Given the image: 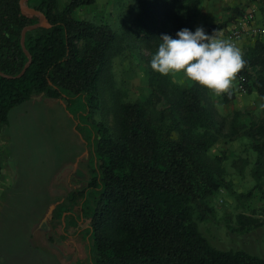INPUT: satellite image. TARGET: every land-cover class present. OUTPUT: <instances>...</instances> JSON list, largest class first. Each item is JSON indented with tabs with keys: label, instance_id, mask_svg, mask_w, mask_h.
Segmentation results:
<instances>
[{
	"label": "trees",
	"instance_id": "trees-1",
	"mask_svg": "<svg viewBox=\"0 0 264 264\" xmlns=\"http://www.w3.org/2000/svg\"><path fill=\"white\" fill-rule=\"evenodd\" d=\"M202 1L144 3L138 20L151 51L144 63L150 94L145 100H117L113 127L93 120L91 177L52 209L53 226L65 224L62 238L69 226L80 234L87 231L91 264H264L263 258L244 250L216 248L198 225L226 184L223 157L211 155L220 138L252 139L254 175L260 186L264 119L247 125L240 123L236 112L225 133L198 83L175 82L150 66L163 35L175 39L182 28L195 32ZM94 2L70 0L61 5L60 0H28L52 26L26 32L25 47L32 60L17 77L29 61L22 31L38 17L23 14L20 0H0V71L12 76L0 74L1 126L9 124L12 108L40 94L69 102L80 98L87 109L80 113L86 118L88 110L100 108L101 78L117 54L119 35L108 24L76 16L79 8ZM260 4L264 8V0ZM243 59L248 92L254 89L264 98V37L256 38ZM237 222L240 231L261 225L257 217L244 213L237 215Z\"/></svg>",
	"mask_w": 264,
	"mask_h": 264
},
{
	"label": "rangeland",
	"instance_id": "rangeland-1",
	"mask_svg": "<svg viewBox=\"0 0 264 264\" xmlns=\"http://www.w3.org/2000/svg\"><path fill=\"white\" fill-rule=\"evenodd\" d=\"M69 1L60 0V4ZM147 1L95 0L92 5L76 11L77 17L98 25L108 24L119 35L117 54L112 56L101 78V106L96 111L88 110L89 118L80 113L87 111L80 98L69 102L40 94L12 108L9 124L0 125V169L8 175L7 184H10L6 191L0 192V198L9 204L0 206V223L8 226L3 229L0 225V231L6 232L0 233V237L6 238L0 245V252L23 254L30 264H65L58 259V251L50 239H89L83 229L84 222L80 223L82 234L69 226L67 236L62 238L65 224L55 228L49 220L50 210L72 188L81 187L91 177L93 120L113 127L117 100H145L150 94L144 63L151 51L146 38L141 37L138 20ZM227 1L223 7L225 20L211 25L212 31L239 9L237 3L228 5ZM211 3L215 0L202 1L195 30L204 26L202 13ZM169 75L178 83L193 82L183 72ZM200 87L205 90L225 133L236 112L240 123L247 125H258L264 119V98L256 90L243 93L241 97L236 88L230 89L229 96ZM253 92L257 93L254 101L249 96ZM225 98L229 100L224 102ZM251 141L244 136L232 140L222 137L211 149V155L223 157L226 184L210 201L213 210L207 211L198 225L216 248L244 250L264 259V176L259 186L254 175L256 152ZM62 178H66L68 184L62 185ZM240 213L254 215L261 225L247 231L238 230L237 215ZM9 262L0 260V264Z\"/></svg>",
	"mask_w": 264,
	"mask_h": 264
},
{
	"label": "clouds",
	"instance_id": "clouds-1",
	"mask_svg": "<svg viewBox=\"0 0 264 264\" xmlns=\"http://www.w3.org/2000/svg\"><path fill=\"white\" fill-rule=\"evenodd\" d=\"M177 38L163 35L150 61L151 68L162 74L183 72L187 78L217 95L231 96L237 74L246 66L241 50L217 31L206 34L202 26L195 32L182 28Z\"/></svg>",
	"mask_w": 264,
	"mask_h": 264
},
{
	"label": "crops",
	"instance_id": "crops-1",
	"mask_svg": "<svg viewBox=\"0 0 264 264\" xmlns=\"http://www.w3.org/2000/svg\"><path fill=\"white\" fill-rule=\"evenodd\" d=\"M226 0H215V3H211L209 6H205V11L203 14L204 19V30L206 34L211 35L214 31H217L219 34V37L222 39H225V35L227 32V29L233 25L234 20L236 17L245 9H252L255 8L257 11V23L262 24V16L264 14V8H262V5L260 4V0H229L227 1L228 5L232 4H238L239 13L237 12L236 16L232 15L234 18L229 19V23L226 27H216L215 30H211L210 26L213 24H217L220 22H223L225 20L224 15V6ZM234 2V3H233ZM212 5L216 6L215 8L212 7ZM208 8V9H207ZM214 11H212V10ZM230 12V11H229ZM227 11V13H229ZM230 18V17H229ZM264 37V35L260 36ZM257 37H247L244 38L240 42V47L244 51V53L248 50V48L252 47L254 45V41ZM234 88H236V80L233 82ZM239 95H243V93L238 92ZM246 94V93H245ZM250 98L254 101L257 98V93L253 92L250 93ZM244 97V96H243ZM10 116V115H9ZM2 168L0 169V192L3 193L6 191L10 184H7V174H5L3 171L1 172ZM70 182V179H68ZM59 183V182H58ZM57 183V184H58ZM68 184L66 178H62L61 184L64 185ZM9 204L6 203V201L2 198H0V206H8ZM6 210V209H5ZM1 227L3 229H7L8 226L5 225V223H0ZM0 233L5 234L6 232L0 231ZM6 241L5 237H0V245H2ZM52 241L51 243L54 245L55 249L58 251V259L65 263V264H91L90 263V249H89V242L88 240L84 239L83 237H70L67 238L66 241H63L62 239L52 238L50 239ZM28 257L23 256V254L19 253H13V252H0V260L3 259L9 260L10 262L8 264H30V260L27 259ZM15 261V263L13 262Z\"/></svg>",
	"mask_w": 264,
	"mask_h": 264
},
{
	"label": "built area",
	"instance_id": "built-area-1",
	"mask_svg": "<svg viewBox=\"0 0 264 264\" xmlns=\"http://www.w3.org/2000/svg\"><path fill=\"white\" fill-rule=\"evenodd\" d=\"M262 24L257 23V11L255 8L243 10L234 20L233 25L227 29L225 39L230 40L241 50L242 58L244 51L240 47V42L247 37H258L264 35V14ZM248 76L242 69L237 74L236 90L240 93L248 92Z\"/></svg>",
	"mask_w": 264,
	"mask_h": 264
},
{
	"label": "water",
	"instance_id": "water-1",
	"mask_svg": "<svg viewBox=\"0 0 264 264\" xmlns=\"http://www.w3.org/2000/svg\"><path fill=\"white\" fill-rule=\"evenodd\" d=\"M20 8L23 14L25 15H29V16H36L38 17V22L33 24V25H28L26 27H24L23 31H22V38H21V42H22V47L25 51V53L28 55L29 57V61L25 64L24 68L22 69V71L20 72V74L17 75V77L22 76L25 71L27 70V68L30 66L31 64V60H32V56L31 54L27 51L26 47H25V35L26 32L28 30H33L39 27H46V28H50L52 26V24L49 22L48 18L46 17L45 13L28 5V0H20ZM0 74L3 76H7V77H12L10 75H6L3 72L0 71ZM55 205V204H54ZM54 205L51 207L50 212H52V209L54 207Z\"/></svg>",
	"mask_w": 264,
	"mask_h": 264
}]
</instances>
